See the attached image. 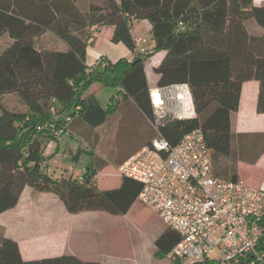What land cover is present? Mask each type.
<instances>
[{
  "label": "trees",
  "instance_id": "16d2710c",
  "mask_svg": "<svg viewBox=\"0 0 264 264\" xmlns=\"http://www.w3.org/2000/svg\"><path fill=\"white\" fill-rule=\"evenodd\" d=\"M64 12L56 0H0V36L11 38L0 51V213L15 206L26 186L53 193L71 214L105 211L121 215L128 211L137 200L139 182L120 176L118 187L100 189L93 177L107 162L94 152L90 153L93 166L84 169L81 179L53 178L48 172L51 155H46L45 149L49 142L70 133L73 119L96 127L124 99L142 113L150 129L145 143L149 145L156 131L145 62L156 52L164 51L160 63L153 67L156 85L186 83L195 110L194 118L168 114L161 118L158 130L170 146L200 128L214 175L232 180L237 178L239 161L253 164L262 154L264 132L234 134L230 116L238 108L241 84L248 79L258 81L256 111L264 112V38L249 37L242 25L251 17L264 26V6L253 0H106L105 4L90 5L85 14L79 13L80 19L88 21L81 25L66 21ZM132 19L150 23L151 51H137L130 31ZM85 25L92 26L91 32L74 31ZM101 25L113 26L111 41L122 42L133 52L132 60L111 62L101 57L86 65V47ZM47 31L63 40L66 48L39 45ZM98 84L114 91L104 105L92 90ZM6 95H14L22 109L8 106L3 99ZM134 152L123 158L118 154L115 164L119 166ZM178 241L179 235L166 227L154 241L153 257L164 259ZM0 264L99 263L73 255L24 260L17 241L3 236Z\"/></svg>",
  "mask_w": 264,
  "mask_h": 264
},
{
  "label": "built area",
  "instance_id": "2783aa9c",
  "mask_svg": "<svg viewBox=\"0 0 264 264\" xmlns=\"http://www.w3.org/2000/svg\"><path fill=\"white\" fill-rule=\"evenodd\" d=\"M149 98L155 137L118 171L141 184L137 199L179 235L167 254L170 263L264 264V181L253 185L214 175L200 128L174 146L159 133V121L167 114L195 117L186 83L150 87Z\"/></svg>",
  "mask_w": 264,
  "mask_h": 264
},
{
  "label": "crops",
  "instance_id": "0c3cea01",
  "mask_svg": "<svg viewBox=\"0 0 264 264\" xmlns=\"http://www.w3.org/2000/svg\"><path fill=\"white\" fill-rule=\"evenodd\" d=\"M113 1L117 3V1ZM253 2L255 5L264 6V0H253ZM102 3L105 4L106 0H73V6H71L70 0H56L58 9L65 11V15L63 14L64 19L66 21L71 20L80 25L84 22L86 24L88 21L80 19L78 14L87 13L90 5H98ZM67 10H69L71 14H66ZM131 23L130 31L135 41L137 51H151L150 49L153 43L150 39V23L148 20L132 19ZM242 25L243 27H246L249 37L264 38V26L258 24L255 19L251 17L245 18L242 21ZM87 29L91 32L92 26L85 25L84 27L78 28L76 26L74 31L83 34ZM112 31V25L98 26L86 47V65L95 63L99 56L105 57L111 62H114L119 58H126L128 61L132 60L133 52H131L122 42L114 43L111 41ZM3 37L6 39L3 41L4 45L0 48V51L5 45L11 42V38L7 34L0 36V39ZM143 42H146L145 46L143 45ZM39 45L60 50L66 48L65 42L49 31L45 32V34L40 37ZM163 56L164 51L156 52L145 62V73L149 88L156 85L158 76L154 73L153 67H156L160 63ZM149 70L151 71L149 72ZM96 89L93 88L92 90L98 99ZM113 92L114 91H111L112 94ZM257 94V80L248 79L242 82L238 108L236 111L232 112L230 116L231 130L234 134L264 132V112L259 113L256 111ZM110 95L111 94H109L106 100L100 101L98 99L100 104L104 105L107 103ZM118 96H120V94L117 95V97ZM108 120H110L118 145H127V150L122 153L120 158L125 157L132 151H138L140 149L138 147L145 145L150 139V129L145 122L142 113L129 101L124 99L118 101L116 110L110 114L102 124L93 127L92 129L91 126L84 121L73 119L69 123L70 133L65 132L58 137L56 142L52 141L48 144L45 154L51 155L53 152L58 151V141L62 136L68 133L70 136L84 134L85 138L81 139L83 140V146L78 150L80 154L77 156L78 158L76 161L73 159L75 153L72 155V162L76 165V163L80 162L82 152H93L92 148L101 139L96 128L107 124ZM121 121L123 122L121 123ZM54 156H52V158ZM116 158L114 159V164ZM240 163H245L253 167L259 163L264 164V151L255 163ZM48 165H50L49 160ZM89 166H93L91 156H89V160L83 169H87ZM115 166L116 168L118 167L116 164ZM103 168L93 177V182L97 186L98 175L103 171ZM50 169L51 167L49 170ZM72 172L73 170L70 173L65 171L57 176L53 175V177H67L70 174L75 177V174ZM236 173L237 177H239L237 165ZM120 182L121 177L118 186ZM249 183L251 184V182ZM23 212H28V217H25L26 214ZM88 212L90 211L71 214L67 211L63 202L53 193L47 191L37 192V190L32 187L26 186L15 207L0 213V239L3 236H7L16 240L21 257L24 260H39L60 255H73L83 261H96L99 264H120L121 261H117L119 258L114 259L115 261L106 260V257L104 256L106 251L102 250L103 246L100 239L101 232L98 230L99 228L95 223V215H85V217H83L85 213L90 214ZM38 213H40V215H38ZM109 244L110 243H107L105 247H109ZM153 250L154 248L150 251H147L146 249L145 252H143V256L148 258L150 254L151 257H153ZM136 264L142 263L138 260V263Z\"/></svg>",
  "mask_w": 264,
  "mask_h": 264
},
{
  "label": "rangeland",
  "instance_id": "374dc122",
  "mask_svg": "<svg viewBox=\"0 0 264 264\" xmlns=\"http://www.w3.org/2000/svg\"><path fill=\"white\" fill-rule=\"evenodd\" d=\"M5 39V37L0 39V48L4 45L3 41ZM145 44L146 42H143L144 46ZM150 71L151 70H149V72ZM111 91L112 90L110 88L103 87L98 84L96 95L100 101L106 100L109 94H112ZM3 99L8 106H17L19 109H22V106L19 104L14 95H6ZM92 128L93 127H91V129ZM96 130L101 136V139L98 143H96V145H94L92 151L94 154L104 158L107 162L103 171L100 174L98 173L97 184L103 189L116 187L119 183L120 173L118 171V167L116 168L114 164V159L118 154H122L125 150H127V146L118 145L110 120H108L107 124L97 127ZM82 138H85L84 134L70 136L68 133L59 139L58 151L53 152L49 158V166L51 167V172L49 170V173L57 176L65 171L70 173L73 170L72 173H74L75 176H79L81 174L83 167L86 166V163L89 160L90 153L82 152L80 162L76 163V165L72 162V155L79 148H82ZM52 156L54 157L52 158ZM237 169L239 178L247 180L253 185L264 181V164L259 163L253 167L239 162L237 164ZM69 176L72 175L70 174ZM23 213L26 214L25 217H28V212ZM88 213L90 214L85 213L83 217H85V215H95V223L99 228L98 230L101 232L100 239L103 246L102 250L106 251L104 256L107 261H115L114 259L119 258L117 261H121V263L125 264H136L138 263V260L142 264H171L167 256L164 259H161V261L155 260L150 254L148 258L143 256V252H145L146 249L147 251H150L154 248L155 239L167 226L154 212L149 210L138 199L132 203L125 214L112 215L105 211H90ZM38 215H40V213H38ZM107 243H110V248L105 247Z\"/></svg>",
  "mask_w": 264,
  "mask_h": 264
}]
</instances>
